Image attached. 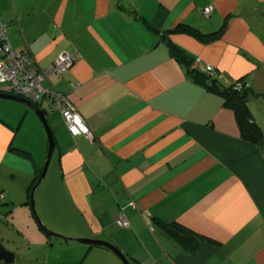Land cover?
Wrapping results in <instances>:
<instances>
[{"label": "crops", "instance_id": "crops-1", "mask_svg": "<svg viewBox=\"0 0 264 264\" xmlns=\"http://www.w3.org/2000/svg\"><path fill=\"white\" fill-rule=\"evenodd\" d=\"M0 19L12 49L40 69L73 55L45 86L93 136L72 137L59 112L38 106L55 144L35 190L42 226L107 242L130 264H264V149L240 138L222 98L194 83L166 42L199 71L210 66L217 85L242 79L264 94V0H0ZM180 24L202 35L223 30L204 43L171 33ZM247 104L264 134V100ZM39 121L25 104L0 98V243L14 264H123L107 248L49 237L24 204L47 155ZM120 212L129 230L116 225ZM158 221L201 236L196 252L181 249Z\"/></svg>", "mask_w": 264, "mask_h": 264}, {"label": "trees", "instance_id": "trees-1", "mask_svg": "<svg viewBox=\"0 0 264 264\" xmlns=\"http://www.w3.org/2000/svg\"><path fill=\"white\" fill-rule=\"evenodd\" d=\"M0 22L5 27V31H6L5 35H6V38L8 39L9 27L1 19H0ZM222 30H223V27H221V29L219 31H217L215 34L202 35L196 29L189 27L187 25H184V24H180L173 31H171V33L187 34V35H190V36L198 39L200 42L207 43L213 39L218 38L220 36V33ZM165 36L167 37L166 34L160 35V37L163 39L165 38ZM166 42H167V47H168V51H169L170 56H172V58H174L175 61H177L179 64L183 65L186 68V70H187L190 78L192 79V81L194 83L200 85V86H203L208 91L213 92L214 94H216L222 98L223 106L225 108L231 110V112L233 113L240 138L242 140H245L251 144L258 146L260 149H264V134H263L262 130L260 129V127L257 125V123L254 121L253 115H252V113L248 107V104H247L248 100L250 98L263 99L264 100V94L254 92L251 89L250 85L248 83L244 82V80H242V79L239 81L233 82L228 86L217 85L215 73H214L215 76L211 77L209 75V73H207V72L203 73V72L199 71L194 66V60L192 58H190L184 51L179 49L177 46H175L171 42H169L167 40H166ZM21 53H23V52H21ZM16 54H20V53H16ZM25 55H26V57L31 59L30 56H28L27 54H25ZM1 59H2V55L0 54V61H1ZM41 70H43V69H41ZM211 79L213 80L212 83H208L209 80H211ZM47 82H48V79L45 82V84ZM45 84H44V86H45ZM2 87H4V86L0 85V88H2ZM41 106H43L44 109H46V106H44V104H41ZM43 107H41V108H43ZM41 112H42L43 116H45L46 113L44 112V110L41 109ZM47 112H53V111L48 110ZM56 112H59V111L56 110ZM9 149L14 151L16 154H18L24 158H27L29 160L33 159L32 155L25 150H20V149L18 150L15 148L14 149L9 148ZM40 174H41V171L38 168H36L35 176H33L32 181H31V186H29L28 198H27L26 202L24 203L26 205L29 204L31 206L30 195H31L32 189H33L37 179L39 178ZM4 202H5V199H3V201L0 202V222H4V220L6 219V216L4 214H2V212H1V207H3ZM158 226L161 227L165 231L166 235L168 237H170L181 249H183L184 251H186L189 254H194L196 252V250L198 249V247L201 243V240L203 239L201 236L195 234L194 232H192V231L188 230L187 228H185L179 224H176V223L165 224L161 221H158ZM121 229L129 230L130 227L129 228H121ZM151 230H152V228H151ZM91 247H93V246H91ZM94 247L100 248L101 246H94Z\"/></svg>", "mask_w": 264, "mask_h": 264}, {"label": "built area", "instance_id": "built-area-1", "mask_svg": "<svg viewBox=\"0 0 264 264\" xmlns=\"http://www.w3.org/2000/svg\"><path fill=\"white\" fill-rule=\"evenodd\" d=\"M212 9V6H207L202 10L203 15L207 17ZM5 32V27L0 22V85L4 86L0 93L23 98L39 107L44 104L47 111H59L64 126L72 137L84 136L92 140L91 131L75 107L61 93L44 86L50 75H62L72 66L75 60L73 55L65 52L50 66L41 70L26 57V53L16 54L13 51ZM205 71L211 77L215 76L210 66ZM5 198V194L0 192V202ZM116 225L120 228L130 227L122 212L116 219Z\"/></svg>", "mask_w": 264, "mask_h": 264}, {"label": "water", "instance_id": "water-1", "mask_svg": "<svg viewBox=\"0 0 264 264\" xmlns=\"http://www.w3.org/2000/svg\"><path fill=\"white\" fill-rule=\"evenodd\" d=\"M212 79L209 80L208 83H212ZM0 98L1 99H8V100H14V101H17V102H21L23 104H25L26 106L30 107L35 115L37 116V118L40 120V122L42 123L43 125V128H44V131H45V134H46V137H47V141H48V149H47V155H46V159H45V162H44V165H43V168H42V172L36 182V184L34 185L33 189H32V192H31V195H30V202H31V208H32V211L34 213V216L37 220V222L40 224V221L35 213V207H34V193H35V190L36 188L40 185V183L42 182V180L44 179L45 175H46V171H47V168H48V165H49V162H50V158L52 156V153H53V150H54V147H55V144H54V140H53V136H52V132L41 112V110L38 108V106L28 100H25L23 98H19V97H15V96H11V95H5V94H2L0 93ZM41 225V224H40ZM41 228L43 230V232L48 235L49 237H53V238H59V239H62V240H66V241H74V242H77L79 244H83V245H86V246H101V247H104V248H107L109 249L110 251H112L120 260L123 264H130L129 263V260L128 258L123 255L116 247H114L113 245L107 243V242H104V241H101V240H91V239H84V238H67V237H64V236H61L59 234H56L54 232H51L49 231L47 228H45L44 226L41 225ZM14 254L7 251L3 246L2 244L0 243V262H2L3 264H13L14 263Z\"/></svg>", "mask_w": 264, "mask_h": 264}, {"label": "rangeland", "instance_id": "rangeland-1", "mask_svg": "<svg viewBox=\"0 0 264 264\" xmlns=\"http://www.w3.org/2000/svg\"><path fill=\"white\" fill-rule=\"evenodd\" d=\"M261 110H264V109H262V108H260ZM260 109H257V111L258 110H260ZM40 122V121H39ZM41 126H42V124H41ZM42 128H43V126H42ZM43 132H44V128H43ZM45 134V133H44ZM46 137V136H45ZM27 139L29 140V142L30 143H34L33 142V139H32V135H30L29 137L27 136ZM13 187H14V190H16V191H18V192H20L21 193V182H20V179L18 178L15 182H14V184H13ZM34 207H35V193H34ZM35 213H36V215H37V217H38V219H39V216H38V214H37V211H36V207H35ZM14 264V263H13Z\"/></svg>", "mask_w": 264, "mask_h": 264}, {"label": "bare ground", "instance_id": "bare-ground-1", "mask_svg": "<svg viewBox=\"0 0 264 264\" xmlns=\"http://www.w3.org/2000/svg\"><path fill=\"white\" fill-rule=\"evenodd\" d=\"M51 76V75H50Z\"/></svg>", "mask_w": 264, "mask_h": 264}]
</instances>
